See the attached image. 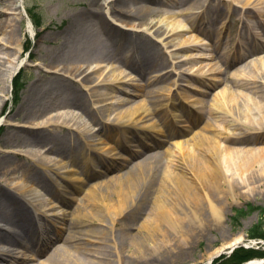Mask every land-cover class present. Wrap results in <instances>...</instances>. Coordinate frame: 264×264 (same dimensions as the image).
I'll return each instance as SVG.
<instances>
[{"label":"bare ground","instance_id":"1","mask_svg":"<svg viewBox=\"0 0 264 264\" xmlns=\"http://www.w3.org/2000/svg\"><path fill=\"white\" fill-rule=\"evenodd\" d=\"M238 1L241 5L240 9L229 0H91L88 4H84L80 11L73 14L60 35L62 42L59 43L58 53L50 52L48 65L43 67L46 68L44 71L48 73V78L58 79L61 91L66 94L67 100L73 101L62 102L63 105L58 103L57 108L76 105L82 108L84 103L87 104L90 100L91 108L89 105L85 106L84 110L73 108L85 113L98 128L92 132L93 129L89 128L86 123L82 124L78 112H74V109L72 111L58 109L55 113L48 115V118L40 122H32L27 128L29 130L44 128L48 131L66 130L67 145L70 147L80 145L76 155H74V149L69 150L70 155H59L61 151L58 150V141L48 142V148L44 152L41 150L3 152L1 150V153L23 155L26 161L37 158L38 163L35 167L38 171L33 173L37 178L35 182L28 179L27 175H31L30 172L23 169L20 171L21 168H18V165L5 170L0 167V207L8 202L12 203L14 213H16L15 209H18L15 214L14 227L19 228V232L8 235L6 240L8 249L2 247L0 243V262L7 264H18L21 261H29L30 264H122L123 252L115 243L111 244L114 239L109 234H105V230L100 231L103 236L99 235L101 238L98 239L95 232L91 230L80 232L90 220L86 213L79 214L75 219L78 231L67 237L65 241L68 246L60 248L62 253H59V258L54 262L45 263L38 259L33 261L32 254L28 258L24 251L26 249L23 241H21V238L34 235L35 243L31 244L38 246L37 255H40L42 250L48 247V244H51L63 229L62 221L66 219L67 213L61 206L57 207L56 213L47 215L43 214L44 210L35 208V206L43 205L45 200L47 201L44 192L46 184L41 181L45 180L48 184L51 180L49 172L64 181V184L60 182L58 184L57 198L61 204H67L69 200L74 199L71 196L73 192L80 190L84 183V180L78 179L77 172L93 168L102 174L116 165L114 161L122 158L119 152L115 151L116 149L106 151L105 137L108 139L116 137L117 143L123 146L135 143L136 130H152L157 127L158 123L151 118L153 112H165L166 118L161 119L163 125L169 128H183V132H186L191 129L193 122L200 120V117L194 113L196 120L189 125L185 124L190 118V111L197 112L207 107L203 97L211 86L205 83V92L193 88L186 77L191 80L193 78L189 73L186 74L185 69L182 71L183 75L179 73V80L173 83V86L181 91L180 94L183 97L158 99L155 105L152 104L153 108L145 100L143 103H136L131 110L117 113L111 121H104V116L107 112L109 113L113 100L116 102L119 100L114 93L125 91V76H122V72L116 73L115 63L143 81L140 84L131 83L132 86L148 87L166 81L164 77L170 73L175 74L180 65H188L187 71H190L196 64V58L191 53L196 48V43L207 46V50L210 51L208 53L212 55L214 52L206 43L205 39H207L217 42L216 50L219 53L234 52L239 49V53H234L238 57H225L223 61L225 68H230L242 61H245L242 67L249 68L241 79L235 80L240 89L237 94L229 91L222 92V97L218 99L214 96L209 106L210 117L215 123L226 124L227 114L231 116L235 110L238 115L242 114L248 119V124L237 123L238 127H232L233 131L227 135L226 142H219L218 138H222V132L218 131L217 125L206 122L201 130L196 134L193 133L191 137L196 140L205 132H210L211 137L203 139V147L199 146L200 154L191 157L188 162L183 159L185 163L181 159L171 158L172 171L165 170L160 179H157V183L156 179L150 178L152 185L150 187L145 188L143 185L146 177L140 176L134 179L129 173L125 174L126 180L122 177L117 179L115 186L103 184L107 187L105 188L106 193L111 192V194L118 195L114 210L116 220L128 216L127 214H131V218L136 217L133 215V205L136 200L149 197L150 205L147 215L160 228L158 231L161 234H167L171 238L168 244L160 239V244L156 243L154 247L171 245L169 248H173L176 244L185 246L188 245L185 238L188 234L210 229L211 225L217 226L218 230L223 228L222 220L225 212L223 204L231 198L234 199L239 189H247L253 194L260 192V189L264 190V148L251 149L245 146L230 148L228 145L264 141V56L246 62L256 51L264 52V40H260V45L250 46L253 31L256 28L264 31V0ZM156 2L160 6L171 3L182 6V9L180 12L164 14L160 6L150 8L151 4ZM232 13L238 16L234 24H241V32L234 35L215 33L212 28L219 18H230ZM24 17H27V20L22 36L19 35L18 25ZM177 17H181L182 20ZM14 20L18 23L16 28L11 24ZM33 26L35 25L27 10L25 11L23 0H0L1 102L7 100V94L12 90L16 72L22 66L29 65L20 59V53L23 50L25 33L32 32ZM190 32L193 35L186 36ZM229 42H233L234 46L228 50ZM222 44L226 46L222 47ZM162 48L164 51L160 53ZM206 57L208 56L205 55ZM101 62L108 63L102 65ZM151 71H161L163 74L156 75L153 80L149 81L145 75ZM182 80L186 84L181 83ZM161 88L170 89L167 85H159L155 92L163 90ZM246 89L253 90L257 99L256 101L248 99L245 107L240 104L237 97L242 98L243 92L241 91ZM93 95L97 98L94 102L91 100ZM186 102L185 108L177 109ZM95 105L99 106L95 107ZM170 109L173 110L170 111ZM18 116L17 114L16 117ZM109 122L115 124L116 127L109 126ZM2 128L8 133L2 139L1 146L12 141L16 132L24 127L11 124L4 119L2 122L0 119V132ZM159 141L161 140L155 139V143ZM168 151L170 150L166 149L164 155L170 158ZM45 152H48V155L44 154ZM157 155H160L159 151L154 153V156ZM79 162L81 164L78 165ZM76 165L79 171L74 170ZM154 170L158 174V168ZM154 170L150 169V172ZM54 180L51 182L55 188H58L55 184L57 181L55 180L54 183ZM93 192L94 190L87 191L91 194V199L88 194V197L85 196L97 204L94 199L99 197ZM16 194L20 197L19 200ZM20 202L24 204V207H19ZM30 206L35 208L34 212L29 210ZM79 210L76 209V211ZM90 214L95 220L96 216L92 210ZM49 215L55 216V219H48ZM141 227L142 225L136 228L135 232L138 233ZM131 228L132 225L128 227V229ZM54 232H57V235L54 236ZM136 233L131 237H136ZM86 236L96 238L94 243L100 245L92 250L87 248L78 250L72 246L74 241L85 239ZM247 243L244 233L237 234L213 250L204 264H211L213 258ZM143 245L142 239L136 250V257L139 260H142L147 253V251L144 252V248L140 249ZM55 251L57 249L53 252ZM262 263L260 259H254L243 264Z\"/></svg>","mask_w":264,"mask_h":264},{"label":"rangeland","instance_id":"2","mask_svg":"<svg viewBox=\"0 0 264 264\" xmlns=\"http://www.w3.org/2000/svg\"><path fill=\"white\" fill-rule=\"evenodd\" d=\"M23 1L25 11L27 10V12H29L30 16L33 18V22H35L33 31L25 33L26 38L24 40L23 50L20 53V59L26 61L29 65L26 67L22 66L19 71H17L13 79L12 90L7 94V100L2 102L0 101V119L2 122L4 119L11 124H19V126H23L24 128L19 129V132H16L15 136L12 138V141L8 142V144H4L2 146L0 145V167H3L2 169L5 170L6 168L8 169L9 167L11 168L15 167V165H18V168H21L19 169L20 171L23 169L30 172L31 175H27L30 181L34 180L36 182L35 179L37 178L35 175H33V173L38 171V168L35 167V164L37 165L38 163L37 158H33L31 161L28 159V161H26L25 156L23 155L1 153V150L3 152H10V150L17 152L23 150H41V152H44V150H47L48 148V142L53 143L54 141H58V150L61 151L58 154L65 156L70 155V149H74V153H77V149L80 147V145L77 144L73 147L67 145V139H65L67 136L66 130L63 129L60 131L56 129L48 131L44 128L29 130L27 127L32 122H40L45 118H48V115L55 113V110L58 109L61 111H72L74 109V112H78V116H80L82 124L86 123L89 128L93 129L92 132L98 128L95 123L88 119L85 113H81V111H79L81 108L80 106L76 107V105L72 107L57 108L58 103L62 104V102L73 101L67 100L66 94L61 91L58 79L53 77L48 78V73L44 71L46 68L43 67L48 65L50 52L52 54L58 53L60 49L59 43L61 44L62 42V36L60 35L73 14L80 11L82 6L86 3L88 4L91 0ZM229 1H232V4L236 6V8L240 9L241 5L239 4L238 0ZM156 7L158 6L153 3L151 4L150 8L154 9ZM163 10L164 13H175L180 11L178 6L171 8L166 6L163 7ZM230 16L231 17L228 20L220 17L217 24L214 25V30L224 27L227 30L226 34L229 33L232 35L234 32H239L241 24L237 26L234 24V20L238 17L237 14L232 13ZM162 17H164V15H162ZM108 18L112 20V18L109 16ZM177 18L182 20L179 17ZM26 19L27 18L25 17L22 18L19 25L15 20L11 22L14 28H16L17 25L19 26V35L24 34V29L26 28ZM254 32L255 36L252 38L254 41L256 39L264 40V32L260 31V29H255ZM189 35L192 36L193 34L191 32L186 34V36ZM254 43L257 44V42ZM6 50L9 51L10 49ZM163 51L164 49L162 48L160 53H163ZM191 53L195 57L201 56L197 47L193 49ZM263 55L264 53L255 54L247 59L246 62L256 60ZM223 59L224 56L220 55H218L217 58H209L208 60L199 59V62H196V64L192 67L193 70L191 68L190 71H187L189 67L188 65H180L177 71H175V74L170 73L164 77V80L166 81H161V83H155L149 87H143L141 89L131 86L130 83H142L143 81L139 80L135 74L130 73V71L126 68H123L115 63L114 69L116 70V73L122 72V76H125V91H117L114 93V95L117 96L119 100L118 102L113 100V104L109 113L107 112L104 116V121H111L117 113L131 110L134 107V104L144 102L145 100L150 103L152 108V104L155 105L158 99L163 100L167 98L171 99L172 97H182L180 95L181 91L175 90L173 83L179 80L180 74L183 75L182 71L185 69L186 74L189 73L191 75L190 77L193 78L191 80L186 77L193 87L205 92L204 83H208L211 86L206 92V95L203 97V101L207 103V107L196 112L198 117H200V120H197L196 124H194L189 131L182 132L180 128H171L170 130H167L161 125H156L157 130L162 129L164 135H167L165 138L166 142H163L158 148L160 155L157 156H154L153 150L146 149L145 144H152V139L149 141L144 139L135 146L124 147L125 145L123 146L122 144L117 143L116 137H114V139H108L105 137L104 140L105 143H107L106 151L116 149L115 151H118L122 158L118 161H114L116 165L102 174H99L92 168H87L86 171H81L80 175L78 174V179L81 181L84 180L82 188L73 192L71 196L74 199L72 201H68L67 204L64 203L62 205L59 200H57L56 195L58 194L59 190H55V192L50 191V193H48L49 200L46 201L47 204L44 206V215L57 212V210L53 208L55 206L54 204H56V206L62 205L63 209L67 213L66 219L62 221L64 226L60 231V235H58V237L51 244H48V247H45V249L42 250V254L40 255H37L38 248L31 244L35 243V240L33 239L35 238L34 235L21 238V241H23V246L26 249L24 251L28 257H30L32 254L34 260L38 259V261H43L45 263L54 262L57 260L59 258V253H62L60 248L62 246H68V243L65 241L67 240V237L72 235L73 232L78 231L75 219L79 216V214L86 213L90 220L86 223L85 227L81 228L80 232L91 230L95 232V234L98 236V239L100 236H103L101 235L100 231L105 230V234H109V236L113 237L114 239L111 244L115 243L118 246V249L123 252L122 264H204L208 259L209 254L213 250L218 248L223 242L229 241L231 237L240 233L245 234L248 245H246L244 249L238 248L236 250L243 249L254 251L256 255L249 259L264 260V241H262L264 239L252 238L254 234H258L261 232V230H264L263 189H260L261 191H257L255 194L249 193L247 189H239L234 199L231 198L230 200L224 202L223 206L225 212L224 218L222 220L223 228L221 230H218L217 226L211 225L210 229H204L201 232H199V230L192 234H188L185 237L188 245L182 246L180 244H176L173 248H169L171 245L166 247L159 246V248H155L154 246L156 243H158V245L160 244V239H163L166 244H168L171 238L167 234H161V232L158 231L160 228L152 221L151 217L147 215L149 210L148 207L150 205L149 197H142L141 199L136 200L135 204L133 205L134 213L132 212L136 217L133 216V218H131V214H127L128 216H124V218L116 220V214L114 213V210L117 204L118 195H114L113 193L111 194V192L106 193L105 188L107 187L103 185L107 184L108 186H115L114 184H116L115 182L117 179L122 177L123 180H126L125 177L127 176L125 174L129 173V175L132 174V178L134 179L140 176L146 177L144 178L143 185H145V188L148 186L150 187L152 186L150 184V178H153L154 180L156 179L155 181L157 183V179H160L165 170L169 169V171H172L173 167L171 164L172 161H170L171 158L173 160L181 159L183 162V159H185L188 162L191 157H196L198 154H200L201 149L199 146L201 145L203 147V139L211 137L210 132H205L203 136H200V138H197L196 140L191 137L193 136V133H198V131L201 130L206 122L217 125L218 131L222 132V138H218L219 142H226L227 135L233 131L232 127L236 126L237 123H242L245 125L248 124V119H246L242 114L238 115L235 110H233L231 116H229V113L227 114L230 119L227 116L228 121L226 124L221 122L215 123L210 117L209 106L212 103L213 97L215 96L216 98L220 99L222 97V92L225 91L235 92L237 94L240 89L238 88V85H236L235 80L238 81L241 79L242 75L249 70L247 67H242V65H245V61L233 65L229 69H226L223 65ZM35 63H37V65H35ZM101 63L102 65H107L108 62ZM160 72L161 71L148 72L145 75V78L151 81V79L153 80L154 76L161 75L162 73ZM181 83L186 84V82L183 80ZM159 85H167V87L169 86L170 89L161 88L163 90L156 93V87ZM241 92H243L242 98L237 97L241 105L244 106L246 101L250 98L256 101L257 95L253 92V90L246 89ZM96 99L97 98L95 95L91 97L93 102ZM87 105H89L91 108L92 104L90 100L87 102V104L84 103V106L80 110H84L85 106ZM96 106L99 105H95V107ZM73 107L79 108L78 111ZM228 110L229 109L227 108V111ZM17 114L19 115L18 117H16ZM163 114L164 113L152 114V120L157 121L159 117H163ZM108 124L111 127H116L115 124ZM141 132L143 134H147V131L145 130H137L135 133L140 134ZM6 133L8 132H5V130L2 128L0 132V144L2 139L6 137ZM136 134L134 136L139 141V136ZM147 135H149V133ZM76 139L78 140L77 137ZM228 145L230 148H241L245 146L247 148L256 149L264 148V141H251L246 144L231 143ZM137 148L142 151V154L138 153V156L135 152ZM166 149L170 150L168 151L170 158L168 155H164V151ZM44 154L48 155V152H45ZM137 162H139L138 165ZM79 164H81V162H79L78 165ZM153 166L158 168V174L154 170L155 168H153ZM77 167V165L74 166V170L79 171ZM150 169H153L154 171L150 172ZM49 174L52 181L56 179L55 175L50 172ZM57 180L62 182L60 179ZM41 182L45 184L47 181L43 180ZM89 187L91 188L89 189ZM88 190H94L93 193L98 195L99 198L95 196L96 198L94 199L96 200L97 204L89 200L91 199V194L87 193ZM87 194L90 197L89 199H87ZM16 196L19 197L17 194ZM38 209H41V207H38ZM76 209L80 210L76 211ZM13 210L14 207L12 203L8 202L0 207V227L6 223L5 220L12 215ZM91 210L96 216L95 220H93L94 217H92L90 214ZM30 211L34 212V208L32 207ZM53 218L55 219V217L50 215L48 219ZM111 223H113V225H111ZM131 225L132 228L128 229V227ZM140 225H142V227L139 232L136 233L135 229ZM1 230L0 237L5 235V233ZM110 230H112V232H110ZM17 232H19V228L14 231V233ZM134 233H136L137 236L131 237ZM53 235H57V232H54ZM86 237L87 238L85 239L89 240L81 239L74 241L72 246L78 248V250L83 248L92 250L100 245L94 243L96 238L91 236ZM150 237L152 238L150 239ZM142 239L144 241V245L140 247V249L144 248V252L147 251V253L142 260H139L138 257H136V250H138V244L141 243ZM56 249L57 251L53 252ZM233 254L234 253L230 255L225 254L223 256H217L213 258L211 264H227ZM0 264L7 263L1 262ZM18 264H30V262L21 261Z\"/></svg>","mask_w":264,"mask_h":264},{"label":"trees","instance_id":"3","mask_svg":"<svg viewBox=\"0 0 264 264\" xmlns=\"http://www.w3.org/2000/svg\"><path fill=\"white\" fill-rule=\"evenodd\" d=\"M252 238L264 239V230H261V232H259L258 234H254ZM255 255L256 254L254 251L239 249L234 252L227 264H240L241 262L254 257Z\"/></svg>","mask_w":264,"mask_h":264}]
</instances>
